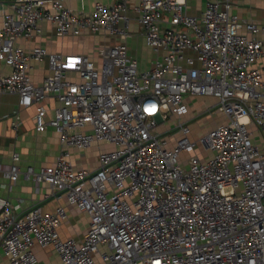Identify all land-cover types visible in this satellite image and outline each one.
Masks as SVG:
<instances>
[{
	"label": "built area",
	"instance_id": "built-area-1",
	"mask_svg": "<svg viewBox=\"0 0 264 264\" xmlns=\"http://www.w3.org/2000/svg\"><path fill=\"white\" fill-rule=\"evenodd\" d=\"M128 1L78 12L62 0H20L3 13L0 62L10 71L0 75V94L33 106L35 130L52 128L59 152L23 171L13 154L2 177L47 184L89 221L81 239H62L64 205L19 212L0 197V251L11 264H40L34 244L51 249L58 264H264V24L240 18L231 0H204L198 16L185 0H139L131 9L155 54L146 69L124 42L99 45L97 62L15 43L41 35L43 21L59 35L126 38ZM44 58L49 74L36 84L31 61ZM188 95L213 97L200 113L225 121L193 138ZM94 143L111 146L95 168L70 160V148Z\"/></svg>",
	"mask_w": 264,
	"mask_h": 264
},
{
	"label": "crops",
	"instance_id": "crops-1",
	"mask_svg": "<svg viewBox=\"0 0 264 264\" xmlns=\"http://www.w3.org/2000/svg\"><path fill=\"white\" fill-rule=\"evenodd\" d=\"M20 0H0V24L4 12L9 11V4ZM46 1V0H42ZM63 3L74 11L89 12L93 9L97 1L103 3H114L116 0H62ZM139 0H129L127 5V14L131 18L127 26L128 36L126 38L109 37L103 32L93 34L89 31H83L81 34L72 36L59 35L56 33L53 25L43 21L41 23L42 33L39 36L31 38H18L15 43L24 50H29L34 46H41L50 52L68 54L78 53L87 54L97 62L96 49L99 45L114 44L124 42L128 47L129 55L134 57L140 69H146L151 66L155 54L145 44L143 28L138 23L135 13L131 6L137 4ZM186 12L198 16L204 7V0H185ZM232 11L240 18L253 22L255 24H264V0H231ZM122 25V24H120ZM241 31H244L243 29ZM264 33H258L257 37L262 38ZM29 71L32 81L39 84L42 79L49 74L48 63L44 58L42 60H32ZM10 69L4 63L0 62V75L9 73ZM185 100L190 103L198 100L203 104L202 110L215 103V99L210 96H185ZM197 101V102H198ZM44 104L49 108L57 105V101L52 96L48 97ZM15 113L20 118L17 127H12ZM34 107H21L18 105V95L3 93L0 94V168L8 166L12 162V155L17 154V161L21 171L28 165L35 169L48 165L54 161L59 152L58 134L50 127L44 131L35 130L33 122ZM213 125L224 122L225 118L219 112L209 114ZM109 144L94 143L86 149L70 148V160L78 167L95 168L97 166L96 157L100 150L110 149ZM106 147V148H105ZM111 147V146H110ZM0 197L6 198L13 204H18L17 211H24L30 207H39L44 212L53 211L61 204L64 205L67 218L58 227L57 232L60 238L73 237L81 239L88 226V215L80 212L75 207L66 204L63 198H56L51 194L50 187L45 184H36L30 179H25L19 175L17 180L10 183L9 180L2 177L0 172ZM32 250L37 256L40 264H58V259L54 252L47 248L41 249L34 244ZM0 257L8 263L9 260L0 251ZM11 264V263H10Z\"/></svg>",
	"mask_w": 264,
	"mask_h": 264
},
{
	"label": "rangeland",
	"instance_id": "rangeland-1",
	"mask_svg": "<svg viewBox=\"0 0 264 264\" xmlns=\"http://www.w3.org/2000/svg\"><path fill=\"white\" fill-rule=\"evenodd\" d=\"M196 100L191 102L192 110H191V115L193 116H197L196 118H194L191 121V130H192V134L191 136L193 138H197L201 135H203L208 129H210L213 125L212 121H210V116L208 114H203L200 113L202 111V106L203 104H200V102ZM190 104V103H189ZM200 113V114H199ZM173 123L171 124H166V126H172ZM165 125L161 126V128H163ZM252 129V127H251ZM261 140L258 139V142H260ZM105 144V143H104ZM107 148H111L110 146H106ZM105 147V148H106ZM187 153H182L181 154V159H184L186 157ZM0 264H10L8 263L4 258L0 257ZM53 264V263H52Z\"/></svg>",
	"mask_w": 264,
	"mask_h": 264
},
{
	"label": "clouds",
	"instance_id": "clouds-1",
	"mask_svg": "<svg viewBox=\"0 0 264 264\" xmlns=\"http://www.w3.org/2000/svg\"><path fill=\"white\" fill-rule=\"evenodd\" d=\"M153 108H154V107H152V106L146 107V108H145V111L151 113V112H153V111L151 110V109H153Z\"/></svg>",
	"mask_w": 264,
	"mask_h": 264
},
{
	"label": "snow or ice",
	"instance_id": "snow-or-ice-1",
	"mask_svg": "<svg viewBox=\"0 0 264 264\" xmlns=\"http://www.w3.org/2000/svg\"><path fill=\"white\" fill-rule=\"evenodd\" d=\"M152 111H154V108L153 109H151Z\"/></svg>",
	"mask_w": 264,
	"mask_h": 264
}]
</instances>
